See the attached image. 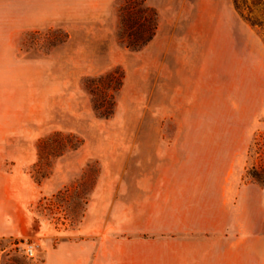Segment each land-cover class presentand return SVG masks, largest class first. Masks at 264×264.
Wrapping results in <instances>:
<instances>
[{"label": "rangeland", "instance_id": "374dc122", "mask_svg": "<svg viewBox=\"0 0 264 264\" xmlns=\"http://www.w3.org/2000/svg\"><path fill=\"white\" fill-rule=\"evenodd\" d=\"M145 1L165 36L133 51L119 39L125 0H0V37L8 49L21 29L36 27L20 33L18 67L0 71L7 158L0 264H43L45 248L76 231L99 175H157V156L164 154L190 157L201 175L230 169L237 184L254 186L247 206L259 201L264 212V189L246 176L258 162L248 152L253 138L261 135L264 143V31L245 22L232 0L227 12L203 0L197 8L181 0L160 9L152 5L157 0ZM206 16L237 18L245 42L230 24ZM114 77H123L119 90ZM14 112L15 125L8 119ZM49 136L81 145L59 161L53 140L43 143ZM56 166L54 182L68 171L76 175L27 208L33 220L26 228L23 205ZM26 245L35 247L34 257Z\"/></svg>", "mask_w": 264, "mask_h": 264}, {"label": "crops", "instance_id": "0c3cea01", "mask_svg": "<svg viewBox=\"0 0 264 264\" xmlns=\"http://www.w3.org/2000/svg\"><path fill=\"white\" fill-rule=\"evenodd\" d=\"M199 2L187 0L185 4L197 8ZM202 2H213L225 12L230 8L228 0ZM180 4L181 0L152 3L158 9ZM204 19L217 25L230 24L236 40L245 42L237 31L241 28L237 18ZM33 28L26 26L20 33ZM20 33L17 44L13 39L9 41V49L0 37V71L11 72L18 67L14 59ZM164 36L159 22L148 46ZM162 52L167 55L164 50L159 56ZM16 118L20 115L16 117L14 112L8 119H13L15 125ZM4 134L0 127V137ZM6 160L5 145L0 141L1 220L5 216ZM157 162V175H99L84 202L76 231L47 246L43 264H264V212L259 201L251 203L253 208L247 206V191L253 185L237 184L228 168L218 176L197 174V163L190 157L177 161L164 154L157 156ZM141 172H145L144 167ZM57 174L58 166L50 179L36 185L39 192L23 205L26 228L33 220L26 214L27 208L31 209L40 196L52 195L67 186L76 171H68L58 182L52 181Z\"/></svg>", "mask_w": 264, "mask_h": 264}, {"label": "trees", "instance_id": "16d2710c", "mask_svg": "<svg viewBox=\"0 0 264 264\" xmlns=\"http://www.w3.org/2000/svg\"><path fill=\"white\" fill-rule=\"evenodd\" d=\"M232 2L235 10L245 22L253 28L264 31V0H232ZM119 20L121 25L119 39L130 50H140L149 44L156 35L158 15L154 8L146 4L145 0H125L124 4L119 8ZM122 79L123 77L113 78L112 82L115 89H120ZM259 136L261 135L253 138L248 151L253 150L258 162L246 171V176L257 182L264 189V143L257 141ZM51 140L54 143L53 152H57L58 156L63 155L68 149H74L81 145V142L73 144L70 141H57L52 136L46 137L43 143ZM261 157H263V162H261ZM47 175H41L40 180L45 179Z\"/></svg>", "mask_w": 264, "mask_h": 264}, {"label": "built area", "instance_id": "2783aa9c", "mask_svg": "<svg viewBox=\"0 0 264 264\" xmlns=\"http://www.w3.org/2000/svg\"><path fill=\"white\" fill-rule=\"evenodd\" d=\"M24 252L28 257H34L35 256V247L33 245H26L24 247Z\"/></svg>", "mask_w": 264, "mask_h": 264}]
</instances>
